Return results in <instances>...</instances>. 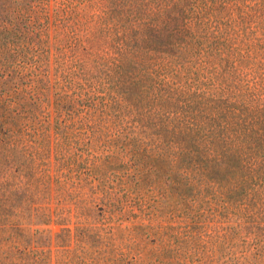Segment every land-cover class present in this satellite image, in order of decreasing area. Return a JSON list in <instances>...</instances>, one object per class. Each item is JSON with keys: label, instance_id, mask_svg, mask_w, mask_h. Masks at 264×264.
I'll return each mask as SVG.
<instances>
[{"label": "trees", "instance_id": "16d2710c", "mask_svg": "<svg viewBox=\"0 0 264 264\" xmlns=\"http://www.w3.org/2000/svg\"><path fill=\"white\" fill-rule=\"evenodd\" d=\"M96 6L86 22L60 19L66 37L51 78L37 72L24 85L14 72L0 75V225L24 213L50 217L36 205L49 180L52 81L57 214L138 206L139 227L164 260L211 238L210 223H232L214 227L218 255L264 264V0H152L114 52L111 88ZM119 164L133 175L120 181ZM124 184L126 204L116 192Z\"/></svg>", "mask_w": 264, "mask_h": 264}, {"label": "rangeland", "instance_id": "374dc122", "mask_svg": "<svg viewBox=\"0 0 264 264\" xmlns=\"http://www.w3.org/2000/svg\"><path fill=\"white\" fill-rule=\"evenodd\" d=\"M98 2H101L105 19L109 51V71L106 74L110 76L108 87L111 88L117 80L112 72L114 52L131 34L130 29L136 26V11L148 7L152 0H0V75L14 72L21 77V84L24 85L29 84L37 72L46 71L51 78L55 73V53L60 47V39L66 37L60 19L64 15L65 20L70 18L75 24L76 20L80 21L78 15H81L83 22H86L91 13H97ZM60 33H63L62 37ZM46 94L48 131L44 137V158L50 171L47 194L36 207H48L51 210L50 217H28L24 213L20 217L11 216L7 225H0V264H234L216 252L217 239L213 231L214 227L234 225L232 223H210L211 231H206L205 235L211 238H204V242L199 243L197 249L188 255L164 260L157 258L155 250L158 244L154 237L139 227L141 218L137 215L138 206L132 210L126 205L123 212H116L115 215L106 213L103 216L100 211L94 216L83 217L75 211L57 214V186L53 178L55 137L52 129V81L48 82ZM31 161L32 157L26 155V162ZM116 168V177L120 181L126 175H133L121 164ZM123 182H127L128 189L134 193L131 199L136 200L138 190L135 177H130L128 181L123 179ZM125 189L127 186L124 184L116 192L121 193L118 199L121 198L126 204L122 198ZM143 195L147 196L145 200L148 203L155 198L149 192ZM119 206L121 209L124 205ZM69 207L66 205L67 209Z\"/></svg>", "mask_w": 264, "mask_h": 264}]
</instances>
